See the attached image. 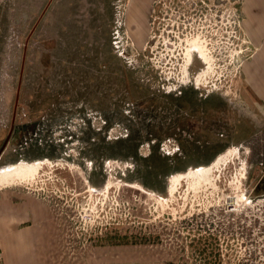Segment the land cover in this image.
Listing matches in <instances>:
<instances>
[{
    "label": "rangeland",
    "instance_id": "374dc122",
    "mask_svg": "<svg viewBox=\"0 0 264 264\" xmlns=\"http://www.w3.org/2000/svg\"><path fill=\"white\" fill-rule=\"evenodd\" d=\"M237 16L235 0H0V169H33L0 189L36 195L118 260L264 264V233L251 253L208 234L264 230L250 201L264 110L246 99L254 48Z\"/></svg>",
    "mask_w": 264,
    "mask_h": 264
},
{
    "label": "crops",
    "instance_id": "0c3cea01",
    "mask_svg": "<svg viewBox=\"0 0 264 264\" xmlns=\"http://www.w3.org/2000/svg\"><path fill=\"white\" fill-rule=\"evenodd\" d=\"M237 17L254 48L242 68L246 99L264 110V0H239ZM54 212L28 191L0 189V264H134L115 251L81 247Z\"/></svg>",
    "mask_w": 264,
    "mask_h": 264
},
{
    "label": "flooded vegetation",
    "instance_id": "af4514ba",
    "mask_svg": "<svg viewBox=\"0 0 264 264\" xmlns=\"http://www.w3.org/2000/svg\"><path fill=\"white\" fill-rule=\"evenodd\" d=\"M0 156H1V154H0ZM250 196H251L250 201H253V200L255 201L257 199L259 202L260 201L264 202V169H263L262 175L257 179L254 188L251 190ZM260 198H262V200H260ZM240 221H241L242 227L239 226V227H236V229H234L235 228V227H233L234 225H232L229 222L228 223L214 222V221H213L214 223L211 222V224L208 225V229L210 230L208 232L209 239H210L209 242L212 243V241L214 240L213 238L217 237V235H216L217 233L220 234L221 236L226 235L223 237L227 240V243L231 241L228 236L234 238L233 236L236 235V236H238V238H241V242L244 245L243 246L244 250L248 249L250 253L252 250H254L256 252V247H257L256 245H254V247H249L248 245L253 244V243L255 244V243H258L259 241H261L259 235L261 233H264V230L261 229L259 222H246V220H244V219H242ZM213 224H215V225H213ZM256 226H258V227H256ZM263 226H264V224H263ZM251 228H254V230ZM233 241H235V239H233ZM233 241H231V242H233ZM217 250H218V248H217ZM218 254L219 253H217V255ZM218 257H219L220 262L226 260L225 254H222L221 256H218ZM250 258H251V255H250ZM250 258L248 261H250ZM253 263H254V261H253ZM222 264H224V263L222 262Z\"/></svg>",
    "mask_w": 264,
    "mask_h": 264
},
{
    "label": "bare ground",
    "instance_id": "6f19581e",
    "mask_svg": "<svg viewBox=\"0 0 264 264\" xmlns=\"http://www.w3.org/2000/svg\"><path fill=\"white\" fill-rule=\"evenodd\" d=\"M44 164V163H43ZM248 168V167H247ZM33 169L31 167H20L15 166L11 168H3L0 169V183H8L11 181H15L19 178H23L28 173H32ZM212 172V169L209 170L207 168L205 169H197L193 170V172L190 173L191 177L194 179L200 180H210V174ZM246 169L243 171V179L246 178ZM210 178V179H209ZM195 180L196 186L199 185L200 182Z\"/></svg>",
    "mask_w": 264,
    "mask_h": 264
},
{
    "label": "built area",
    "instance_id": "2783aa9c",
    "mask_svg": "<svg viewBox=\"0 0 264 264\" xmlns=\"http://www.w3.org/2000/svg\"><path fill=\"white\" fill-rule=\"evenodd\" d=\"M235 2L238 3L239 0H235ZM2 258H3V251H2L1 246H0V261L2 260Z\"/></svg>",
    "mask_w": 264,
    "mask_h": 264
},
{
    "label": "water",
    "instance_id": "95a60500",
    "mask_svg": "<svg viewBox=\"0 0 264 264\" xmlns=\"http://www.w3.org/2000/svg\"><path fill=\"white\" fill-rule=\"evenodd\" d=\"M10 135H11V133H10ZM10 135H9L8 139L6 140V142H5V144H4L3 148H2V150L0 151V154H2V151H3L4 147H6V145L8 144V141H9Z\"/></svg>",
    "mask_w": 264,
    "mask_h": 264
}]
</instances>
